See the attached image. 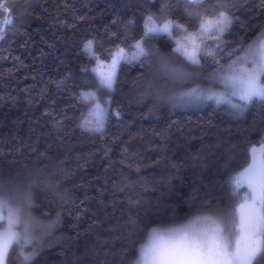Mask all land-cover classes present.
<instances>
[{
  "label": "trees",
  "instance_id": "trees-1",
  "mask_svg": "<svg viewBox=\"0 0 264 264\" xmlns=\"http://www.w3.org/2000/svg\"><path fill=\"white\" fill-rule=\"evenodd\" d=\"M10 7L15 27L0 40V173L24 185L35 180L31 211L41 223L61 213L31 264H131L152 227L233 203L225 181L264 137V103L234 117L225 104L141 99L137 77L147 69L125 65L109 110L120 116L109 115L103 135L78 126L87 115L79 94L94 90L95 74L82 71L95 64L85 42L103 52L130 19L139 38L161 0H12ZM184 9L176 0L168 16L194 26ZM231 11L244 27L235 25L230 39L251 40L264 27L261 0H235ZM150 43L161 53L173 47L166 37ZM7 264H22L19 248ZM253 264H264V255Z\"/></svg>",
  "mask_w": 264,
  "mask_h": 264
},
{
  "label": "snow or ice",
  "instance_id": "snow-or-ice-1",
  "mask_svg": "<svg viewBox=\"0 0 264 264\" xmlns=\"http://www.w3.org/2000/svg\"><path fill=\"white\" fill-rule=\"evenodd\" d=\"M12 0H0V40L15 27ZM176 0H161L160 13H148L139 38L132 35L136 21L130 19L122 32L113 33L112 46L99 53L94 41L84 44L89 69L95 74L91 89L81 91L79 101L87 108L79 127L103 135L113 109L119 71L125 65L147 69L137 77L140 98L153 97L160 103L185 106L215 102L225 104L234 116L243 115L254 101L264 103V27L249 40L230 39L235 25H244L231 7L235 0H181L194 26L171 19L169 9ZM264 4V0H261ZM167 38L170 52L161 53L150 43ZM102 47V46H101ZM212 70L205 75V69ZM17 177L0 173V264H7L10 250L19 248L22 264L44 248V239L59 225L61 213L47 223L32 214V187ZM230 200L227 208L213 206L204 213L179 222L152 227L137 249L133 264H253L264 255V137L248 149V162L225 181ZM44 215H47L45 213Z\"/></svg>",
  "mask_w": 264,
  "mask_h": 264
},
{
  "label": "rangeland",
  "instance_id": "rangeland-1",
  "mask_svg": "<svg viewBox=\"0 0 264 264\" xmlns=\"http://www.w3.org/2000/svg\"><path fill=\"white\" fill-rule=\"evenodd\" d=\"M214 103H215V102H214ZM136 257H137V255H136ZM136 257L132 260L131 264H133V262H134V260L136 259Z\"/></svg>",
  "mask_w": 264,
  "mask_h": 264
}]
</instances>
